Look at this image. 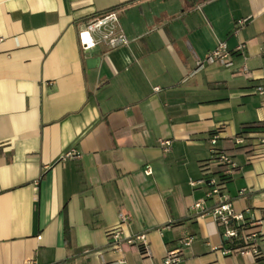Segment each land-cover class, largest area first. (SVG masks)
<instances>
[{"label":"crops","instance_id":"1","mask_svg":"<svg viewBox=\"0 0 264 264\" xmlns=\"http://www.w3.org/2000/svg\"><path fill=\"white\" fill-rule=\"evenodd\" d=\"M112 8L129 47L84 51L78 31ZM263 52L264 0H0V264H162L184 236L180 264H264ZM213 148L257 254H224L192 209L215 204L189 185L217 172ZM120 213L147 254L108 241Z\"/></svg>","mask_w":264,"mask_h":264},{"label":"built area","instance_id":"2","mask_svg":"<svg viewBox=\"0 0 264 264\" xmlns=\"http://www.w3.org/2000/svg\"><path fill=\"white\" fill-rule=\"evenodd\" d=\"M121 11V8H112L98 14L84 24L78 31V41L81 48L84 51H89L97 46H102L108 51L128 48L130 41L120 24ZM225 51V44L219 43L211 52L208 61L213 63L221 60L225 56ZM155 90L158 91V89ZM256 92L264 97V87H257ZM260 108L264 112V100ZM218 132L210 141L213 146L216 144ZM262 143L264 144V139ZM160 145L168 147L169 142H161ZM77 158H79V155L71 150L64 154L62 160ZM208 166L214 168L217 172H208L198 182L190 180L189 185L195 187L197 184H204L207 188L205 200L214 199L216 200L215 204L212 208L206 209L204 207L205 202L201 201L194 204L192 209L198 213V216L210 215L218 228L222 230V235L226 240L241 242L244 247L240 250V253L257 254L256 242L260 234L247 228L254 220L252 212L250 210L234 212L222 187V178L230 175L235 168L232 159L226 152H220L218 149L213 148ZM144 174L146 176L151 175V168L146 167ZM118 218L120 225L107 233V239L112 242L114 249L120 251L125 245L138 246L142 254H147L148 244L145 235L123 238L121 225L128 221V217L120 213ZM192 241L193 239L190 236H184L179 241V247L167 252L162 264H180L183 248L191 246ZM232 251L231 249L225 250L224 254H230Z\"/></svg>","mask_w":264,"mask_h":264},{"label":"trees","instance_id":"3","mask_svg":"<svg viewBox=\"0 0 264 264\" xmlns=\"http://www.w3.org/2000/svg\"><path fill=\"white\" fill-rule=\"evenodd\" d=\"M262 125H264L263 123H261ZM217 133V132H216ZM220 152H224V151H221V150H219ZM227 244H228V247L231 249V250H241V249H243V245H242V243L241 242H237V241H235V242H229V240L227 241Z\"/></svg>","mask_w":264,"mask_h":264},{"label":"water","instance_id":"4","mask_svg":"<svg viewBox=\"0 0 264 264\" xmlns=\"http://www.w3.org/2000/svg\"><path fill=\"white\" fill-rule=\"evenodd\" d=\"M97 62V60L95 58H90L87 60V67L89 70H91L93 67L92 65H94Z\"/></svg>","mask_w":264,"mask_h":264}]
</instances>
